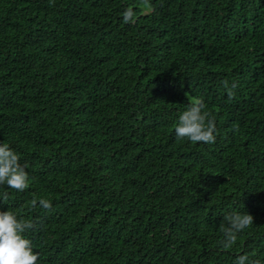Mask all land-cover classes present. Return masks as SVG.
Instances as JSON below:
<instances>
[{"label": "trees", "instance_id": "trees-1", "mask_svg": "<svg viewBox=\"0 0 264 264\" xmlns=\"http://www.w3.org/2000/svg\"><path fill=\"white\" fill-rule=\"evenodd\" d=\"M196 98L214 144L176 138ZM0 142L38 264H264V0H0Z\"/></svg>", "mask_w": 264, "mask_h": 264}, {"label": "clouds", "instance_id": "clouds-1", "mask_svg": "<svg viewBox=\"0 0 264 264\" xmlns=\"http://www.w3.org/2000/svg\"><path fill=\"white\" fill-rule=\"evenodd\" d=\"M127 20V14H126ZM224 88L229 99L235 96L236 83L224 80ZM175 135L178 140H187L193 144H214L217 137L216 117L206 109L201 99H193L183 111L175 126ZM28 165L20 162V155L8 143L0 142V189L3 186L24 192L30 187ZM8 192L3 191V201L8 200ZM39 206L45 210H52L50 200L41 198ZM37 206V201H32ZM254 217L248 212H230L226 214L219 229L224 239L223 248L230 249L236 244L238 237L253 225ZM36 224L24 217L18 216L10 210L0 211V264H38L39 254L33 250V242L26 238L25 233L33 230ZM235 264H260L244 255L236 259Z\"/></svg>", "mask_w": 264, "mask_h": 264}]
</instances>
